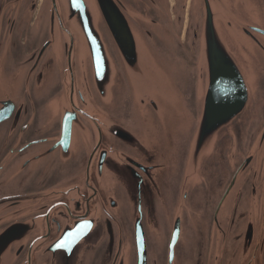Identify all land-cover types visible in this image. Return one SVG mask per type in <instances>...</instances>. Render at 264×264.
Wrapping results in <instances>:
<instances>
[{"label": "flooded vegetation", "instance_id": "obj_1", "mask_svg": "<svg viewBox=\"0 0 264 264\" xmlns=\"http://www.w3.org/2000/svg\"><path fill=\"white\" fill-rule=\"evenodd\" d=\"M53 20L49 0H0V65L16 68L21 84L13 101L1 99L13 114L0 126V201L12 199L14 212L0 204V264H55L57 241L83 231L85 248L64 264H264V116L250 129L253 116L231 161L206 163L194 183L184 176L185 149L178 162L169 151L160 163L128 106L104 107L83 87L75 36L73 49ZM56 26L59 47L39 83ZM51 106L77 124L67 150ZM190 107L196 118L193 88Z\"/></svg>", "mask_w": 264, "mask_h": 264}, {"label": "water", "instance_id": "obj_2", "mask_svg": "<svg viewBox=\"0 0 264 264\" xmlns=\"http://www.w3.org/2000/svg\"><path fill=\"white\" fill-rule=\"evenodd\" d=\"M49 6L51 20L57 14L73 49L75 36L83 87L88 82L104 107L128 106L142 125L144 144L160 163L168 160L169 151L178 162L185 149L184 176L198 183L206 163L214 165L224 154L233 159L264 93V0H175L174 16L170 0H49ZM188 6L190 52L182 41ZM7 14L22 26L16 13ZM58 34L56 26L43 48L47 60L39 83L49 79L48 59L59 47ZM179 52L192 55L193 84ZM16 72L11 65H0V126L13 114L8 104L1 108L2 97L13 101L21 89ZM192 88L196 118L190 107ZM47 112L60 119L59 135L67 150L77 124L53 106ZM11 200L0 201L6 216L14 212ZM17 226L2 234L9 237ZM87 234L81 232L84 238ZM81 235L59 239L51 250L56 253L52 263H66L64 257L74 251L80 256L86 246Z\"/></svg>", "mask_w": 264, "mask_h": 264}, {"label": "rangeland", "instance_id": "obj_3", "mask_svg": "<svg viewBox=\"0 0 264 264\" xmlns=\"http://www.w3.org/2000/svg\"><path fill=\"white\" fill-rule=\"evenodd\" d=\"M171 3H172V5L174 4L173 0H171ZM188 24H189V16H186L185 23H184V28H183L184 30H182L183 33H184L183 37H182V41L183 42H185L187 40V37L189 38L188 28H187ZM185 46H186L187 50L190 52L189 47H188V42H187V45H185ZM181 58L183 59L182 56H181ZM185 59L186 60H184L185 61L184 66L188 68V76L190 77V81L192 82L193 74L191 72V66H192L193 59H190V54L189 53H188V57H185ZM263 104H264V93L261 94L260 99L258 101V104L256 106V114H255V116H259V117H258V119H256L254 121V123H252L250 129H252V128H254V126H256L255 122H259V121L263 120V116H264L263 115V109H262Z\"/></svg>", "mask_w": 264, "mask_h": 264}]
</instances>
